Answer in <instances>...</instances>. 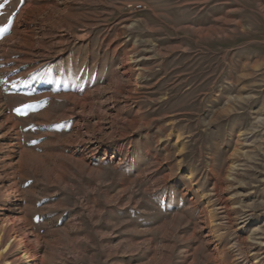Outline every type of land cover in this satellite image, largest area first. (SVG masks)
Masks as SVG:
<instances>
[{
    "label": "rangeland",
    "instance_id": "obj_1",
    "mask_svg": "<svg viewBox=\"0 0 264 264\" xmlns=\"http://www.w3.org/2000/svg\"><path fill=\"white\" fill-rule=\"evenodd\" d=\"M0 5V264H264V0Z\"/></svg>",
    "mask_w": 264,
    "mask_h": 264
},
{
    "label": "bare ground",
    "instance_id": "obj_2",
    "mask_svg": "<svg viewBox=\"0 0 264 264\" xmlns=\"http://www.w3.org/2000/svg\"><path fill=\"white\" fill-rule=\"evenodd\" d=\"M25 258L27 259L25 261V264H31L30 262L33 260L27 253L24 254Z\"/></svg>",
    "mask_w": 264,
    "mask_h": 264
},
{
    "label": "snow or ice",
    "instance_id": "obj_3",
    "mask_svg": "<svg viewBox=\"0 0 264 264\" xmlns=\"http://www.w3.org/2000/svg\"><path fill=\"white\" fill-rule=\"evenodd\" d=\"M21 2L23 3V0H21ZM0 7H3V5H0ZM5 31H7V26L3 29H0V33H3ZM17 111L19 112L20 110L18 109Z\"/></svg>",
    "mask_w": 264,
    "mask_h": 264
}]
</instances>
